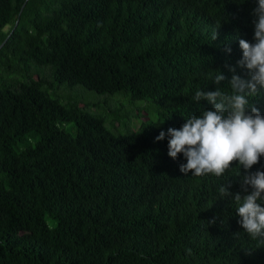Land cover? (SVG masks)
<instances>
[{
  "label": "trees",
  "instance_id": "16d2710c",
  "mask_svg": "<svg viewBox=\"0 0 264 264\" xmlns=\"http://www.w3.org/2000/svg\"><path fill=\"white\" fill-rule=\"evenodd\" d=\"M258 0H0V264H264L232 197L264 156L222 177L180 171L168 137L213 106L195 102L247 70ZM8 27V28H7ZM218 38L213 41L212 31ZM230 48L231 52H227ZM57 84L124 91L160 124L115 134ZM264 115V93L250 98ZM250 111V109H249ZM237 168L239 174L237 175ZM264 206V201H260Z\"/></svg>",
  "mask_w": 264,
  "mask_h": 264
},
{
  "label": "clouds",
  "instance_id": "9594fccd",
  "mask_svg": "<svg viewBox=\"0 0 264 264\" xmlns=\"http://www.w3.org/2000/svg\"><path fill=\"white\" fill-rule=\"evenodd\" d=\"M254 43L245 39L239 40L242 58L237 66L246 69V78L236 75V68L227 66L233 73L228 81L230 91H223L219 85L226 77L216 70L212 82L217 85L215 91L198 89L195 91V102L207 101L213 106L200 115L193 114L185 119L179 129L169 128L163 131L156 140L168 137V155L176 159L182 154L186 163L179 168L182 173L193 176L213 175L222 177L231 168L233 162L245 170L257 164L264 156V115L250 103V98L264 93V0H258L253 9ZM215 28L211 38L215 41L218 32ZM231 52L230 48H226ZM250 109V111H249ZM239 174L237 168V175ZM244 196L232 194L230 184H221L218 192L221 198L232 197L238 223L253 240L264 244V171H256L242 177Z\"/></svg>",
  "mask_w": 264,
  "mask_h": 264
},
{
  "label": "rangeland",
  "instance_id": "374dc122",
  "mask_svg": "<svg viewBox=\"0 0 264 264\" xmlns=\"http://www.w3.org/2000/svg\"><path fill=\"white\" fill-rule=\"evenodd\" d=\"M54 83L55 87L51 90L53 95L62 96L63 102L68 98L80 102L90 113L102 116L107 128L115 134L137 132L144 124L163 122L160 106L152 99H132L124 91L115 94L98 93L81 84L69 86Z\"/></svg>",
  "mask_w": 264,
  "mask_h": 264
},
{
  "label": "water",
  "instance_id": "95a60500",
  "mask_svg": "<svg viewBox=\"0 0 264 264\" xmlns=\"http://www.w3.org/2000/svg\"><path fill=\"white\" fill-rule=\"evenodd\" d=\"M9 37H7L1 44H0V49L2 48V46L6 43V41L8 40Z\"/></svg>",
  "mask_w": 264,
  "mask_h": 264
}]
</instances>
